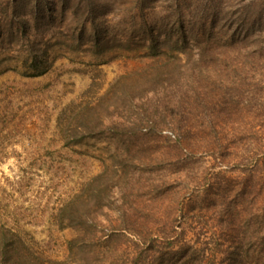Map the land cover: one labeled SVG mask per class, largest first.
<instances>
[{"label": "rangeland", "instance_id": "374dc122", "mask_svg": "<svg viewBox=\"0 0 264 264\" xmlns=\"http://www.w3.org/2000/svg\"><path fill=\"white\" fill-rule=\"evenodd\" d=\"M155 1L91 0L94 27L88 0H0V225L65 260L82 229L60 210L81 198L89 232L128 213L163 260L264 264V166L239 164L264 145V68L222 46L226 0Z\"/></svg>", "mask_w": 264, "mask_h": 264}, {"label": "trees", "instance_id": "16d2710c", "mask_svg": "<svg viewBox=\"0 0 264 264\" xmlns=\"http://www.w3.org/2000/svg\"><path fill=\"white\" fill-rule=\"evenodd\" d=\"M8 1L14 2L15 0ZM67 1L63 0V3H67ZM157 2L155 0H128V5L126 6H140L143 9L152 7ZM226 5L229 6L232 22L226 32L229 41L222 43V46H227L228 50H232L235 53H243L254 61V65L257 68H264V0H226ZM94 11L95 8H93L91 0H88L81 19L91 22L96 27L99 17L94 15ZM214 28L216 26H213L212 29ZM211 40L208 38L203 41H206V44L199 49L198 57L203 58L204 53H208L213 49ZM151 51L154 52L152 56L155 58L160 57L162 54V50L156 49L154 46ZM30 59L33 70H37L30 76L44 75L50 69L49 65L45 66L44 63H39L37 61L38 57L33 55L32 52L30 53ZM246 81L248 86V79L246 78L240 80V83L233 82V87L238 88L241 83L243 86ZM255 83L264 84V76L250 77L249 86ZM261 126H264V119L261 121ZM82 138L80 137V139ZM79 142V139H76L75 143ZM219 146L221 150L229 149L223 144ZM253 159L255 163L250 164V166L244 157H242L239 164L247 165L243 167H247L250 173H254L260 166H264V145H262V149ZM240 172H246V168H241ZM112 190L111 186L109 190L110 197H112ZM100 192L101 190H99ZM81 201V198L68 201L59 214L60 217H63L64 224L67 222L64 226H77L82 229L76 237L66 242L68 249L67 259L56 260L44 251L36 250L12 225L3 224L0 225V264H122L117 257H119L121 244L129 237L136 239L134 243L135 253L133 251L132 254L128 255L126 262L123 264H154L156 261V264H178V261L174 263L173 259H162V256L170 252L167 249L163 251L152 248L151 244L147 243L150 238L148 230L143 232L142 222L139 218L134 221L128 213H123L120 223H115L109 233H105L102 229H95L89 232L85 228L87 217L84 216L85 214L79 205ZM130 220L132 221L131 223ZM157 242L159 243L160 241L157 240ZM158 253H161V256H158Z\"/></svg>", "mask_w": 264, "mask_h": 264}]
</instances>
